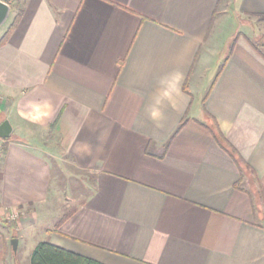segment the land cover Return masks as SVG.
I'll use <instances>...</instances> for the list:
<instances>
[{"label":"crops","instance_id":"1","mask_svg":"<svg viewBox=\"0 0 264 264\" xmlns=\"http://www.w3.org/2000/svg\"><path fill=\"white\" fill-rule=\"evenodd\" d=\"M10 7L0 264H21L20 250L29 264L39 243L102 264H264V60L249 34L222 39L235 20L264 36V0ZM211 120L247 167L240 183ZM62 165L87 176L88 192L54 214ZM16 209L24 215L13 227L5 212Z\"/></svg>","mask_w":264,"mask_h":264},{"label":"trees","instance_id":"2","mask_svg":"<svg viewBox=\"0 0 264 264\" xmlns=\"http://www.w3.org/2000/svg\"><path fill=\"white\" fill-rule=\"evenodd\" d=\"M12 1L13 0H5V2L8 3L9 5L11 4ZM258 18L264 20V16H259ZM17 20L18 17L15 16L11 21V23L7 26L5 31L0 35V46H2L6 42L7 37L10 34L11 30L13 29L14 25L16 24ZM237 37L239 36H236L234 38V40L231 43V46L235 45V40L237 39ZM255 40L256 41L254 42L248 39V42L254 48L256 53L264 60V36ZM186 121L187 119L184 117L180 122L178 129L182 125H184ZM205 128L212 134L217 145L224 152H226L238 166L239 174H240V180H239L240 183L243 180V171L247 167H245V164L242 162L241 158L239 157L235 149L224 138V136L219 131L216 123L213 120H211V123L209 125H206ZM238 184H236V187H238ZM29 264H102V263L66 251L64 249L52 246L48 243H39L36 245V247L33 249L30 255Z\"/></svg>","mask_w":264,"mask_h":264},{"label":"rangeland","instance_id":"3","mask_svg":"<svg viewBox=\"0 0 264 264\" xmlns=\"http://www.w3.org/2000/svg\"><path fill=\"white\" fill-rule=\"evenodd\" d=\"M231 14V10H228V14ZM227 14V17H228ZM13 15V14H12ZM12 17V16H11ZM9 18V20L11 19ZM7 20L6 24L2 27L0 30V34L5 30L7 27V24H9V21ZM241 23L243 21H233L229 25H226L223 31V36L222 39H230L233 35H235L237 32H243L247 33L248 37L250 38L251 41H256L255 39H259L260 37L263 36V31L261 28H259L258 24L256 23L252 27L249 28L242 26ZM262 34V35H261ZM240 35V34H239ZM225 52V51H224ZM223 58L218 60L217 66H219L222 62ZM1 149L4 147L3 144H0ZM3 153V152H2ZM0 161H1V154H0ZM66 166H61L60 168L57 169V179L55 181V187H56V203L53 205L52 211L55 213H60L62 210L66 209L67 207L73 206L71 202H73L79 195L86 194L88 192L86 180L87 176L85 174H75V173H69L66 170ZM54 217V215H53ZM22 218L20 219L21 223ZM52 221V215H49L45 219H41L39 221L38 228H46ZM8 222V221H7ZM0 223L2 221L0 220ZM11 226H15L14 224H11L8 222ZM0 226H4L3 224H0ZM28 238L33 237V233L30 231L27 233ZM17 260L21 264L24 262V257H23V251L20 250L19 253L16 255Z\"/></svg>","mask_w":264,"mask_h":264},{"label":"water","instance_id":"4","mask_svg":"<svg viewBox=\"0 0 264 264\" xmlns=\"http://www.w3.org/2000/svg\"><path fill=\"white\" fill-rule=\"evenodd\" d=\"M11 13V7L5 1L0 0V30L6 24ZM13 129L10 123L6 120L0 124V140H8L11 138ZM12 250L16 253L17 250V240L13 239L10 242Z\"/></svg>","mask_w":264,"mask_h":264},{"label":"built area","instance_id":"5","mask_svg":"<svg viewBox=\"0 0 264 264\" xmlns=\"http://www.w3.org/2000/svg\"><path fill=\"white\" fill-rule=\"evenodd\" d=\"M4 151V147L1 149L0 147V154H1V158L3 156V152ZM24 215V212H21L19 210H7L5 212V219L10 222L11 224L17 225L18 223H20V219L22 218V216Z\"/></svg>","mask_w":264,"mask_h":264}]
</instances>
